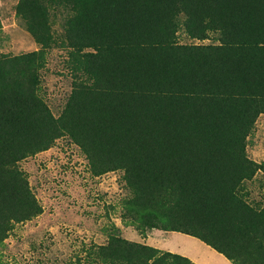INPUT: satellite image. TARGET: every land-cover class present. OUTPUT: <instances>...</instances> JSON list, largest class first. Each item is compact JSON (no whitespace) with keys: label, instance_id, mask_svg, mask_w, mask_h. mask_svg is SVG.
Listing matches in <instances>:
<instances>
[{"label":"trees","instance_id":"obj_1","mask_svg":"<svg viewBox=\"0 0 264 264\" xmlns=\"http://www.w3.org/2000/svg\"><path fill=\"white\" fill-rule=\"evenodd\" d=\"M60 1L74 5L65 41L85 79L59 117L37 92L51 39L39 0L15 9L43 47L0 55V247L14 223L41 212L17 162L67 134L94 175L124 168L123 207L141 229L195 236L232 264H264V206L238 192L264 168L244 150L264 111V0ZM179 15L189 36L217 32L219 44H179ZM96 259L195 264L117 234Z\"/></svg>","mask_w":264,"mask_h":264},{"label":"rangeland","instance_id":"obj_2","mask_svg":"<svg viewBox=\"0 0 264 264\" xmlns=\"http://www.w3.org/2000/svg\"><path fill=\"white\" fill-rule=\"evenodd\" d=\"M19 1L0 0V55L18 56L43 47L16 14ZM39 1L51 39L44 46L45 61L38 69L37 92L57 118L74 84L85 79V74L75 69L71 57L75 49L65 41V23L75 12L74 5L60 0ZM178 23L175 38L179 44H219L217 32L194 38L184 30L182 15ZM88 50L92 49L80 52ZM244 150L249 159L264 165V111L253 120ZM17 167L41 212L13 224L0 247L2 264H101L96 259L97 248L112 234L167 250V236L156 229H141L124 209L123 202L131 196L124 168L94 175L87 155L67 134L19 160ZM263 169L238 189L247 202L260 207L264 206Z\"/></svg>","mask_w":264,"mask_h":264},{"label":"crops","instance_id":"obj_3","mask_svg":"<svg viewBox=\"0 0 264 264\" xmlns=\"http://www.w3.org/2000/svg\"><path fill=\"white\" fill-rule=\"evenodd\" d=\"M156 230L167 236L164 237L169 244L167 251L186 256L195 264H232L222 253L195 236L177 231Z\"/></svg>","mask_w":264,"mask_h":264}]
</instances>
